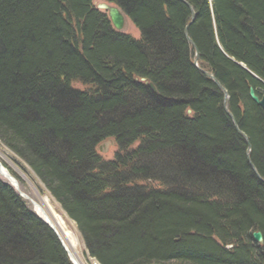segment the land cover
<instances>
[{
  "label": "trees",
  "instance_id": "trees-1",
  "mask_svg": "<svg viewBox=\"0 0 264 264\" xmlns=\"http://www.w3.org/2000/svg\"><path fill=\"white\" fill-rule=\"evenodd\" d=\"M106 1L139 38L93 0H0V143L99 264H264V183L222 92L192 65L189 7ZM185 1L199 65L227 90L264 179V112L248 95L264 93V0ZM0 264H71L1 177Z\"/></svg>",
  "mask_w": 264,
  "mask_h": 264
},
{
  "label": "water",
  "instance_id": "water-1",
  "mask_svg": "<svg viewBox=\"0 0 264 264\" xmlns=\"http://www.w3.org/2000/svg\"><path fill=\"white\" fill-rule=\"evenodd\" d=\"M182 2H184L190 10V22L187 23L184 27V36L186 38V40L188 41L189 44H191L194 47V57L192 60V65L199 70L203 75H205L206 77H208L209 79H211L215 85L218 87V89L222 92L223 95V108L224 111L226 112V114L230 117V119L232 120L234 127L236 129V131L238 132V134H240L246 141L247 147H246V157H247V161L250 165V167L252 168L253 172L255 173V175L264 183V179L258 174L257 170L255 169L254 164L252 163V161L250 160V151H251V144L246 136V134L239 129L235 118L233 116V114L229 111L228 109V100H229V95L227 90L222 86V84L215 78L214 74L211 71H207L203 68H201L198 64V58H199V52L198 49L196 48V46L194 45L193 40L189 37L188 35V30H189V26L192 23V21L195 18V12L192 9L191 5L185 1V0H180ZM98 8L100 9H104L107 10L108 12V16L109 19L113 25V27L116 30H122L124 25H125V16L124 14L120 11V9L116 6V5H111L108 3H100L99 5H97ZM151 87H153V85L150 83L149 84ZM154 88V87H153ZM248 95L250 97V99L258 106L261 108V110L264 112V95L259 96L255 93V90L252 86H249V90H248ZM190 111V110H188ZM0 175H3V177H5L11 184L12 186H14V188L18 191L19 195L23 198H25L26 200H29V197L22 192L17 185V180H15L8 172H4L3 170V166L0 163ZM32 207L34 208V210L36 209L35 207H38V203L32 200ZM39 215V214H38ZM39 217L49 226V228L53 231L54 235L56 236V238L58 239L62 249L64 250V252L66 253L69 261L71 262V264H76L75 260L72 256V253L70 252V250L68 249L67 245L65 244L63 238L60 236V234L58 233V231L56 230V228L53 226V224L45 219H43L42 216L39 215ZM252 238L254 241L256 242H262V235L259 231H255L252 233Z\"/></svg>",
  "mask_w": 264,
  "mask_h": 264
},
{
  "label": "bare ground",
  "instance_id": "bare-ground-1",
  "mask_svg": "<svg viewBox=\"0 0 264 264\" xmlns=\"http://www.w3.org/2000/svg\"><path fill=\"white\" fill-rule=\"evenodd\" d=\"M102 3H108L111 4L110 2L106 1L102 2ZM100 4V3H99ZM97 4V5H99ZM114 5V4H113ZM97 9L104 11L107 13V10L104 9H100L97 7ZM109 18V16H108ZM110 20V19H109ZM111 22V21H110ZM190 112V111H188ZM5 152H3L2 149H0V163L3 166V170L4 172H8L15 180L16 177L11 173V171L16 172L17 174H19L18 177L23 178L25 181H27L28 183H30L34 189H35V197H32L31 195H29L28 193L24 192L23 190L20 189L19 186V181L17 180V185L18 188L24 192L28 197L30 203L32 204V200L38 203V207H35L36 209L34 210V208L32 209L35 213H39L40 216L43 217V219L51 222L53 224V226L56 228V230L58 231V233L60 234V236L63 238L65 244L67 245L68 249L70 250V252L72 253V256L75 260L76 264H84L81 260V257L75 247V245H77V239H75L74 237V233L72 232L71 229L68 228V224L66 223L65 219L63 218V216L56 212L55 207L53 205V203L50 201L49 195L47 193H45L44 195L40 194V191L38 188H36V186L34 185V183L26 176V174L21 171L17 165H20V163H18L17 165L13 162V160L11 158H8L5 154ZM10 157V156H9ZM1 158H4L5 160H7V162L9 163V166L6 165V162H4V160H2ZM21 160V159H20ZM251 160V159H250ZM8 166V167H7ZM10 168V169H9ZM13 169V170H12ZM24 169V168H23ZM10 185H12L7 179H5ZM31 186V187H32ZM255 232V231H254ZM260 232V231H259ZM261 233V232H260ZM262 235V234H261ZM260 243V242H259ZM79 245V244H78ZM79 247V246H78Z\"/></svg>",
  "mask_w": 264,
  "mask_h": 264
},
{
  "label": "rangeland",
  "instance_id": "rangeland-1",
  "mask_svg": "<svg viewBox=\"0 0 264 264\" xmlns=\"http://www.w3.org/2000/svg\"><path fill=\"white\" fill-rule=\"evenodd\" d=\"M94 4L97 5L99 3L105 2V0H93ZM190 22V21H189ZM188 22V23H189ZM124 32H126L127 34H130L132 37L134 38H139L140 36V32L137 29V27L132 23V21H130L129 19H126V24L124 26L123 29ZM199 60V58H198ZM199 64V61H198ZM200 66V65H199ZM264 95V93H263ZM0 149L3 150V152H5L4 154L8 157L11 158L13 160V162L17 165L18 163H20V165H17V167L23 171L26 176L34 183V185L36 186V188L39 189L40 194L44 195L45 193H47L49 195L50 201L53 203L56 212L60 213L63 218L65 219L66 223L68 224V228L72 230V232L74 233V237L75 239H77V245H75L81 260L84 264H98L94 259H92L84 246L82 237L76 227V224L74 223V221L72 219H70L65 212L62 210V208L60 207L59 203L50 195V193L48 192V190L45 188V186L43 185V183L36 177V175L32 172V170H30L21 160L19 157H17L16 155H14L9 149H7L6 146H4L3 144L0 143ZM10 156V157H9ZM2 160H4V162H6V165L9 166V163L7 162V160H5L4 158H1ZM7 166V167H8ZM24 168V169H23ZM10 169V168H9ZM13 170V169H12ZM5 180V179H4ZM19 181V186L20 189L23 190L24 192L28 193L29 195H31L32 197H35V189L34 187L28 183L27 181H25L23 178L18 179ZM32 186V187H31ZM28 204L30 205L31 209H33L30 201H27ZM79 244V245H78ZM79 246V247H78Z\"/></svg>",
  "mask_w": 264,
  "mask_h": 264
}]
</instances>
